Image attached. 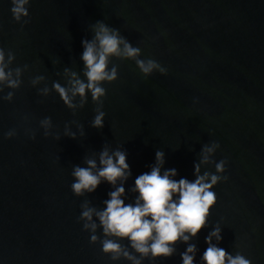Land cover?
Here are the masks:
<instances>
[{
    "label": "water",
    "instance_id": "obj_1",
    "mask_svg": "<svg viewBox=\"0 0 264 264\" xmlns=\"http://www.w3.org/2000/svg\"><path fill=\"white\" fill-rule=\"evenodd\" d=\"M9 8L10 0H0V47L14 53L12 67H29L12 100L0 99V264H129L109 261L99 241L89 243L80 204L102 207L111 189L102 182L74 195L72 165L103 143L122 146L132 172L127 189L161 149L165 168L192 179L193 161L211 141L219 142L212 159H226L227 179L213 188L208 226L220 221L219 246L264 264V0H30L23 27ZM98 19L139 46L141 58L167 68L142 77L133 61L113 58L118 76L103 84L102 128L90 126V98L73 114L54 91L36 90L63 83L57 73L65 66L79 71L80 41ZM38 74L46 79L33 87ZM45 116L48 136L38 123ZM72 121L83 126L75 139L63 131L66 122L77 131ZM9 129L16 134L5 138ZM208 230L192 241L201 251ZM157 264H179L178 252Z\"/></svg>",
    "mask_w": 264,
    "mask_h": 264
},
{
    "label": "clouds",
    "instance_id": "obj_2",
    "mask_svg": "<svg viewBox=\"0 0 264 264\" xmlns=\"http://www.w3.org/2000/svg\"><path fill=\"white\" fill-rule=\"evenodd\" d=\"M29 4L30 0H10L11 16L21 27L28 22L22 18L28 17ZM89 27L91 37L80 41L79 71L65 66L57 73L63 83L53 80L51 89L44 83L36 90L42 96L54 91L73 114L90 98L95 104L90 126L102 128L106 115L102 110V97L106 95L103 84L114 81L118 76L113 58L133 61L142 77L153 71L166 74L167 68L151 57L141 58V48L134 46L118 28L104 20L98 19ZM13 60L14 53L0 47V93H4L0 99L5 101L12 100V90L21 85L22 72L29 67L28 64L12 67ZM45 79L43 74H38L32 76L29 83L35 87ZM5 88L9 91L4 92ZM38 123L43 135L48 136L51 118L45 116ZM72 123L77 131L70 130L67 122L63 131L64 136L75 139L77 132L84 134L83 126L76 121ZM15 134V129H9L4 136L9 138ZM219 147L218 141L201 145L199 159L193 161L192 179L177 178L176 168H165V153L157 149L154 161L146 165L148 170L136 175L127 189L125 184L132 172L122 146L110 148L103 143L98 152L82 158V165L73 164L70 189L74 195L92 193L102 182L109 184L111 189L106 193L107 198L101 201L102 207L88 200L80 204L77 220L83 222L82 230L90 233L89 243L99 241L100 252L111 262L125 260L129 264H144L147 260L148 264H157L178 252L179 264H252L240 250L233 253L219 246L223 238L220 221L208 226L210 209L217 201L213 188L227 179L226 175H221L225 171L226 159H212ZM204 165H212L214 171L207 168L201 171ZM129 194H132L131 199ZM202 228L209 229L204 235L206 247L203 251L192 242ZM178 244L184 245L182 251H178Z\"/></svg>",
    "mask_w": 264,
    "mask_h": 264
}]
</instances>
